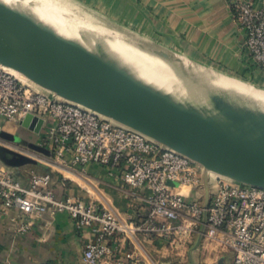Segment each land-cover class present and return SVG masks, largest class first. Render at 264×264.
I'll return each instance as SVG.
<instances>
[{
	"label": "built area",
	"instance_id": "2783aa9c",
	"mask_svg": "<svg viewBox=\"0 0 264 264\" xmlns=\"http://www.w3.org/2000/svg\"><path fill=\"white\" fill-rule=\"evenodd\" d=\"M231 7L245 32L248 54L264 71V5L257 7L254 0H231ZM27 115L42 119L38 132L20 125ZM9 125L15 128L14 133L7 131ZM0 131L18 134L48 151L38 154L0 137L1 148L47 169L21 176L20 166L8 165L0 158V207L4 214L12 213L17 232H26L44 214L65 213L77 230L89 234L82 264H158L141 252L127 253L124 261L116 256L110 241L120 235L134 243L140 232L175 248L203 229L202 238L231 252L233 264H264V189L218 175L213 184L208 179L209 201L205 206L194 194L202 184V172L190 158L45 91L1 64ZM88 165L100 166L106 176L143 191L148 207L145 219L136 223L120 217L88 188H84L87 199L66 189L55 191V177L63 183L72 180L70 175L84 179Z\"/></svg>",
	"mask_w": 264,
	"mask_h": 264
},
{
	"label": "water",
	"instance_id": "95a60500",
	"mask_svg": "<svg viewBox=\"0 0 264 264\" xmlns=\"http://www.w3.org/2000/svg\"><path fill=\"white\" fill-rule=\"evenodd\" d=\"M0 64L198 163L205 206L209 201V172L264 189L263 128L175 89L125 73L89 51L73 31L43 26L23 9L2 0ZM41 124L42 119L31 115L20 121L33 132H38ZM0 135L11 138L3 131ZM38 148L48 154L45 148ZM0 158L14 167L37 163L27 157L17 158L1 147Z\"/></svg>",
	"mask_w": 264,
	"mask_h": 264
},
{
	"label": "crops",
	"instance_id": "0c3cea01",
	"mask_svg": "<svg viewBox=\"0 0 264 264\" xmlns=\"http://www.w3.org/2000/svg\"><path fill=\"white\" fill-rule=\"evenodd\" d=\"M78 2L91 6L129 33L149 38L264 91V71L245 48V32L235 19L231 0ZM254 5L263 6L264 0H254ZM21 169L20 166L21 176H25V170ZM86 175L84 179L99 183V186L90 184L88 189L92 194L105 200L120 217L136 223L145 219L148 207L143 191L106 176L103 168L97 165H88ZM54 188L57 193L66 189L71 194L88 198L84 189H70L67 182L63 183L56 177ZM11 217L12 213L4 214L0 207V264H82L81 256L89 234L85 230H77L65 213L44 214L35 219L24 233L16 231L17 222ZM110 244L115 247L116 256L124 261L127 253L141 252L158 264H233L231 252L218 248L202 236L198 238V234L175 248L170 247L167 241L140 232L136 234L134 243L116 235Z\"/></svg>",
	"mask_w": 264,
	"mask_h": 264
},
{
	"label": "bare ground",
	"instance_id": "6f19581e",
	"mask_svg": "<svg viewBox=\"0 0 264 264\" xmlns=\"http://www.w3.org/2000/svg\"><path fill=\"white\" fill-rule=\"evenodd\" d=\"M2 1L11 3L15 7L21 9L25 8L17 5L13 1ZM33 2L35 3L36 0H33ZM36 5L39 6L41 4ZM62 10L67 17H70L72 20L77 19L70 16L64 8H60V11ZM27 16L33 21L46 26L39 19H33L30 15ZM73 32L79 42L82 43L89 51L102 56L111 64H113L112 60H117L120 64L114 66L123 70L125 73L135 75L150 83L172 88L184 93L185 95L205 101L211 105L228 111L229 113L254 126L264 129V99L258 97L255 94L254 89L263 95L264 91H261L256 87L251 88L243 83L227 85L214 84L208 81L206 75L197 73V70L193 71L187 64L186 66L183 63V59L181 62L176 61L173 57H171L172 54L170 55L168 52H165V50L171 52L173 51L160 44H157L160 46V48H158L147 45H133L130 41V43L125 41V45L122 46L109 39L107 42H104L103 39L105 38L98 35L94 36L88 33L78 32L76 30ZM183 56L185 55L183 54ZM185 57L188 58L187 56ZM188 59L200 66L212 69L190 58ZM12 70L17 75H21L15 69ZM212 70L216 71L215 69ZM216 72L221 73L219 71ZM7 131L14 133L16 130L13 126L9 125L7 126ZM72 178L74 181L83 184V181L79 177L72 176ZM183 190L186 192L187 188H183Z\"/></svg>",
	"mask_w": 264,
	"mask_h": 264
},
{
	"label": "rangeland",
	"instance_id": "374dc122",
	"mask_svg": "<svg viewBox=\"0 0 264 264\" xmlns=\"http://www.w3.org/2000/svg\"><path fill=\"white\" fill-rule=\"evenodd\" d=\"M7 1H13L17 5L25 7L23 8V10L26 12L27 15L32 16L33 19H37V20L39 19L46 26L47 24L53 25L60 32L68 31V30L70 31L76 30L78 32H84V33H88L94 36L96 35L101 36L105 38L103 39L104 42H107V40L109 39L122 46H124L126 42L130 41L133 45H136V44L137 45H147V46H153V47L160 48V46L157 45L158 44L157 42L149 38L141 37L134 33H129L125 29L118 27L112 22H110L109 20H107V18H105L101 13H98L97 11H95V9H93L91 6L87 4L79 3L78 0H36L35 3L33 2V0H7ZM36 4H41V5L37 6ZM60 8H64L70 16H73L77 19L72 20L70 17H67V15L63 12V10L60 11ZM28 9L31 11H29ZM165 52L166 53L168 52V54L170 55L172 54L171 57H173L176 61L181 62V60L183 59L184 61L183 63L185 65L187 64L188 67L191 68L193 71L197 70L196 72L199 74L206 75L208 81L214 84L227 85V84L243 83L244 85L250 86L251 88L254 87L253 85L246 83L240 79H237V78L234 79L232 77H228L226 75L218 73L212 69L200 66L194 63L193 61L189 60L185 56H183V54L180 52H176V51L171 52V51H166V50ZM112 61H113V65L120 64L119 62H117V60H112ZM254 91L258 97H260L261 99H264V95L262 93H259V91L255 89ZM20 132L21 134H23L24 131L21 130ZM0 137L5 138V137H2L1 135ZM10 139H7V140H10L16 144H19L22 148L31 150L38 154H44V152L40 148H38L39 146L38 147L34 146L33 142L25 140L23 137H20V136L17 137L15 136V134H11ZM29 139L38 141L36 138L34 139L30 135H29ZM15 155L17 158L23 157L22 155H19V154H15ZM194 163L196 164L197 169L200 170L201 166L196 162ZM21 167L22 169L25 170L23 172L24 175H28L31 171L42 172V167L38 163L23 164L21 165ZM214 177H219V176L218 174L209 172L208 179H211L212 184L214 182ZM82 181H83V184H80L77 181H71L68 179L65 182H67L68 188L70 189L76 188V189H80L81 191L84 188H89L90 184L99 186L98 181H93L89 179H82ZM105 181H106L105 184L107 186V180ZM203 183L204 181L202 180V184L194 190L195 196H197L200 201L203 200L204 198L203 194L205 192V189H204ZM208 189H210V185H208Z\"/></svg>",
	"mask_w": 264,
	"mask_h": 264
},
{
	"label": "trees",
	"instance_id": "16d2710c",
	"mask_svg": "<svg viewBox=\"0 0 264 264\" xmlns=\"http://www.w3.org/2000/svg\"><path fill=\"white\" fill-rule=\"evenodd\" d=\"M42 170H43V171H46L47 169H46V168H43Z\"/></svg>",
	"mask_w": 264,
	"mask_h": 264
},
{
	"label": "flooded vegetation",
	"instance_id": "af4514ba",
	"mask_svg": "<svg viewBox=\"0 0 264 264\" xmlns=\"http://www.w3.org/2000/svg\"><path fill=\"white\" fill-rule=\"evenodd\" d=\"M9 156H11V157H12L13 155H12V154H9Z\"/></svg>",
	"mask_w": 264,
	"mask_h": 264
}]
</instances>
